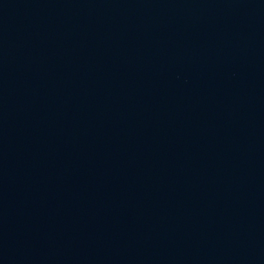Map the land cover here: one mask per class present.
<instances>
[{
    "label": "water",
    "instance_id": "1",
    "mask_svg": "<svg viewBox=\"0 0 264 264\" xmlns=\"http://www.w3.org/2000/svg\"><path fill=\"white\" fill-rule=\"evenodd\" d=\"M0 264H264V0H0Z\"/></svg>",
    "mask_w": 264,
    "mask_h": 264
}]
</instances>
